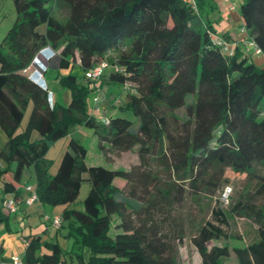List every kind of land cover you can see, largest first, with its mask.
I'll return each mask as SVG.
<instances>
[{
    "label": "trees",
    "instance_id": "obj_1",
    "mask_svg": "<svg viewBox=\"0 0 264 264\" xmlns=\"http://www.w3.org/2000/svg\"><path fill=\"white\" fill-rule=\"evenodd\" d=\"M13 2L15 20L0 41V130L6 137L0 147V223L7 220L4 201H25L26 185L33 186L36 202L62 206L53 235L24 236V262L177 264L171 241L176 233L182 241L183 228L164 230L167 222L174 227L173 204L186 194L213 196L230 168L257 183L230 204L234 215L256 225V237L230 247L228 216L212 208V220L193 226L191 242L199 264H224L232 252L238 264H264V202L257 200L264 198V174L256 169L264 166V64L253 60L264 57V0L239 6L241 32L258 54L254 47L252 53L230 48L225 34L212 32L204 14L206 7L216 8L212 0ZM46 47L59 57L53 78L70 89L66 105L52 102L49 88L31 78L36 55ZM104 61L110 81L127 83L119 113L108 123L86 107L99 79L85 73ZM72 125L90 128L101 153L136 147L144 169L88 164ZM61 138L66 146L52 174L47 152ZM149 160L178 177L171 197L160 187L159 171L145 168ZM84 181L88 192L79 199Z\"/></svg>",
    "mask_w": 264,
    "mask_h": 264
},
{
    "label": "rangeland",
    "instance_id": "obj_2",
    "mask_svg": "<svg viewBox=\"0 0 264 264\" xmlns=\"http://www.w3.org/2000/svg\"><path fill=\"white\" fill-rule=\"evenodd\" d=\"M221 3L218 1L216 8L210 10L209 7L205 8L204 14L205 18L209 16V19L212 21L214 25H220L217 22V17L220 15ZM16 17L14 2L13 0H0V41L5 36L7 30L11 27ZM223 21H221L222 23ZM220 27V26H218ZM222 35V34H221ZM249 52L252 53L253 47L251 45L248 46ZM259 56V55H258ZM256 57V56H255ZM51 60V59H50ZM59 61V57L55 59L53 62L52 68L56 69ZM35 64V63H34ZM39 63H37L38 65ZM34 65L37 70H40L38 66ZM54 69H48L45 74V81L48 83L49 94L52 102H57L62 105H66L70 99V89L68 87L59 86L54 80L53 76L55 73ZM108 70H106L103 74H107ZM101 75L99 78V84L102 85L105 90L107 89V84L105 83L107 79L104 78V75ZM40 79V75L36 74L35 79ZM54 81V82H53ZM54 84L57 85L54 88ZM122 90V89H120ZM100 90H91L87 93L86 96V107L88 112L95 114L96 120L99 115H102L103 112H95L94 111V102L95 104H99L101 101L99 98L94 100V98L99 95ZM123 93V92H122ZM28 111L26 113L27 118ZM180 113L179 115H182ZM128 117H131L130 113L127 112L125 114ZM71 128L74 129V132L79 133L82 138V142L87 149L86 162L88 164H98L103 165L108 168H118V169H126L129 170L133 167H139L144 169L140 165V158L137 154L136 147L131 150L126 151H116L115 149L109 148L105 151V153H101L98 149L95 136L90 128L85 126L72 125ZM0 134L3 135V132L0 130ZM65 143V139H59L54 143L47 152L48 157L52 160L53 169H56L57 157L61 148ZM158 164L154 161L149 160V163L146 164V169H151V172L159 171V175L161 178V189L163 192L168 194L169 197L172 196V185L173 183L179 182L178 177L172 174L170 171L165 168H158ZM257 171L261 174H264V166L256 168ZM116 184L120 187L123 186V181L116 180ZM256 181L247 177L246 174H235L232 172L230 168H226L223 181L213 196L208 195H199V196H190L186 194L181 203L175 202L173 206L176 208L175 211L171 213L169 220L172 218L175 221L169 225L168 222L164 226V230L175 232L176 228L178 229L182 226V241L178 243L176 234L173 237L171 243L174 245V251H176L175 258L177 264H199V253L191 242V232L193 226L197 225L200 221L204 220H212L211 210L212 208H220L222 209L228 216V224L224 226V230L227 234V241L230 247H243L249 241L256 237V225L248 219L243 217H237L230 211V204L240 195L247 196L255 191ZM225 187H230L231 191L226 198L227 201L222 200V192ZM89 184L87 181H84L81 185L79 192V199H83L88 192ZM170 190L168 193V191ZM258 203L264 202V198H258ZM80 203H78L79 205ZM62 206H51L45 204V211L49 217H52L54 213H61ZM161 217V216H160ZM37 219L33 218L30 220V223L33 224ZM178 223V224H176ZM11 227L13 231L17 229V225L11 223ZM50 226V225H49ZM4 228V227H1ZM5 229V228H4ZM50 229L54 231L53 227L50 226ZM64 231V230H63ZM65 233V231L63 232ZM59 241L62 245H65L64 239L59 236ZM21 255V254H20ZM222 262L224 264H238L237 258L235 254L232 252L227 256L222 258Z\"/></svg>",
    "mask_w": 264,
    "mask_h": 264
},
{
    "label": "crops",
    "instance_id": "obj_3",
    "mask_svg": "<svg viewBox=\"0 0 264 264\" xmlns=\"http://www.w3.org/2000/svg\"><path fill=\"white\" fill-rule=\"evenodd\" d=\"M218 1L221 3L220 15H218L217 17V22H219L220 25L216 26L212 24V32L220 36L221 34H225L228 41V46L230 48L238 45L240 50L248 52V46L251 45V39L249 37H246L244 32H241L242 24L239 14V6L242 0H231L230 2H225L224 0H212L215 6L217 5ZM221 21L223 22L221 23ZM255 56L253 60L257 65L264 64V57L258 55ZM56 58L57 57L55 56L47 62L48 69H54L52 68V64ZM104 78L107 79L105 83L108 86L105 90V88H103L102 85L99 84L97 90H100V93L96 97H98L101 101L99 102V104H95L94 102V111L103 112V115L109 117L112 114L115 115L119 113L117 104L120 102V99H122L124 91L122 86H120L117 82L110 81L107 74L104 75ZM43 84H45L46 86L48 85V83L45 81V78L43 79ZM55 87L56 85L54 84V88ZM5 141L6 137L4 133L3 135L0 134V147L5 143ZM65 146L66 139L57 157L56 169L52 171L53 166H51L50 173L54 174L56 172ZM24 195L25 192L22 190V196ZM22 198L24 197H21V200L17 201V208L15 212L10 213L4 208L2 209V213L7 218V220L0 223V264H12L13 256L23 258L26 245L22 240L25 235L36 233L41 235L43 238H48L49 236L54 234V231L50 229V226H53L49 221L44 220V215H47L45 211V204H41L40 202L26 204ZM60 214V212L54 213L53 216ZM33 218H36L37 220L33 224H31L30 220ZM11 223L17 225V229H15L14 231L10 225ZM1 227H4L5 229ZM53 229L55 230L54 227Z\"/></svg>",
    "mask_w": 264,
    "mask_h": 264
},
{
    "label": "built area",
    "instance_id": "obj_4",
    "mask_svg": "<svg viewBox=\"0 0 264 264\" xmlns=\"http://www.w3.org/2000/svg\"><path fill=\"white\" fill-rule=\"evenodd\" d=\"M184 2L190 3V4H195V0H183ZM225 2H230L231 0H224ZM243 31V30H242ZM251 46L254 47L253 43H251ZM254 52L256 54H258L260 52V50L258 48L254 47ZM109 69V65L107 62H101L99 65L95 66L94 68L86 71L85 75L87 78H90L92 80L94 79H99L101 77V75ZM112 69L117 70V68L115 66H112ZM123 87L127 86V83H123L122 85ZM98 97H95L94 100H97ZM99 120L102 123H108L109 122V117L106 115H99ZM24 190L27 192V196L25 198V203L26 204H32L34 202L37 201V196L35 194L34 188L32 185H26L24 187ZM231 191L230 187H225L223 192H222V200H226V198L228 197L229 193ZM17 200L10 198L4 201L3 206L4 209L8 212H15L16 208H17ZM44 220L49 221L50 224L54 227V228H58L61 225L62 222V217L60 215H54L52 217H49L48 215H44ZM23 243L26 245L27 244V240L23 238ZM12 264H26L23 260V258H20L18 256H13L12 258Z\"/></svg>",
    "mask_w": 264,
    "mask_h": 264
},
{
    "label": "clouds",
    "instance_id": "obj_5",
    "mask_svg": "<svg viewBox=\"0 0 264 264\" xmlns=\"http://www.w3.org/2000/svg\"><path fill=\"white\" fill-rule=\"evenodd\" d=\"M55 56L58 57L57 52L48 48V47L43 48L41 51H39V53L36 55V58L32 64L33 70L30 73L31 78L35 81L43 82L44 74L47 72V69H48L47 62ZM37 63H39V64L37 65ZM34 65H35V67L37 65L40 70H37V68H35ZM36 74L40 75V79L39 78H38V80L35 79Z\"/></svg>",
    "mask_w": 264,
    "mask_h": 264
}]
</instances>
